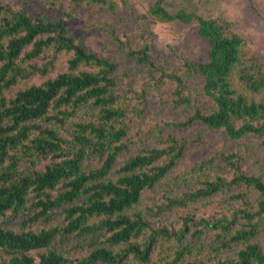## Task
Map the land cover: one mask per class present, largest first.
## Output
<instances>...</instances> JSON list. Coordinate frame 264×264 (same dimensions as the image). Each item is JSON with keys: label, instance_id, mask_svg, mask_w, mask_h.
<instances>
[{"label": "trees", "instance_id": "1", "mask_svg": "<svg viewBox=\"0 0 264 264\" xmlns=\"http://www.w3.org/2000/svg\"><path fill=\"white\" fill-rule=\"evenodd\" d=\"M69 1L85 9L98 5L110 12L119 6L134 7L129 0ZM168 2L154 0L148 14L159 22L193 23L197 35L208 43L205 60L186 62L184 66L186 74L201 79L202 91L214 101L215 108L205 113L195 110L189 120L208 128H222L233 139L248 134L260 136L264 151V61L243 51L245 40L232 31L226 19L204 17L184 9L170 11ZM46 47L55 52H72L68 70L20 89L9 98L0 96V215L29 209L17 229L0 225V251L5 254L0 264H127L130 259L138 264H155L151 255L157 240L171 235L180 238L183 230L151 227L136 205L142 192L152 188L172 168L183 152L184 142L171 137L166 146L131 155L116 168V158L126 145L121 141L124 129L115 124L123 115L114 91L115 62L86 51L67 32L62 20L32 18L21 9L0 4V89L32 73L47 72L45 66L23 62L37 58ZM147 49L143 45L131 53L139 64L151 68ZM80 65L96 70H82ZM166 76L182 84L181 76ZM180 96L189 102L188 95ZM87 104L97 108L96 120L75 122L69 147L57 129L37 123L43 117L63 122L70 110ZM88 154L103 156L100 165L85 168L83 160ZM47 156L52 157L50 163L36 168V162ZM161 158L163 162L158 163ZM229 162L234 169L229 182L221 176L205 179L201 188L169 198L165 206L205 198L229 183L250 185L264 196V180L259 175L244 174L236 161ZM112 172L114 178L110 176ZM58 185L61 189L52 195L50 191ZM56 209L64 213L66 223L48 228L29 226L49 218ZM240 212L244 222L239 227H231L225 219L197 221L203 227L222 230L218 248L239 246L233 255L209 262H183L189 245L186 243L168 255L170 259L165 264H264V249L252 241L259 232L264 199L257 201L255 210ZM193 221L192 216L185 217L184 230ZM56 236L61 241L89 236L93 248L83 256L69 258L52 246ZM140 236L144 239L138 241ZM104 242L117 246L111 248ZM31 251L37 252V259Z\"/></svg>", "mask_w": 264, "mask_h": 264}, {"label": "rangeland", "instance_id": "2", "mask_svg": "<svg viewBox=\"0 0 264 264\" xmlns=\"http://www.w3.org/2000/svg\"><path fill=\"white\" fill-rule=\"evenodd\" d=\"M129 1L133 8L119 6L114 12L98 5L85 9L71 4L69 0H0V4L21 9L32 18L62 20L67 32L86 51L115 62L117 86L114 91L117 103L123 107V115L115 124L124 129L121 141L126 145V149L116 158V168L131 155L152 147L166 146L171 137L184 142L183 152L172 168L152 188L142 192L136 205L146 215L151 227L183 230L180 238L173 235L159 238L151 260L155 264H165L166 259H170L168 255L186 243L189 245L182 256L183 262L197 259L209 262L233 255L239 246L218 248L222 230L203 227L197 221L200 218L210 221L225 219L231 223V227H239L244 222L240 210H255L257 201L264 199L255 188L243 183H229L205 198L187 200L183 205L170 208L165 205L169 198L184 196L201 188L205 179L221 176L229 182L234 173L229 161H236L240 172L259 175L264 180L261 137L248 134L233 139L222 128H208L198 121L189 120L195 110L205 113L215 108L214 101L202 91L201 79L194 74H186L184 66L186 62L194 64L205 60L207 41L197 35L193 23L154 20L148 14L154 0ZM167 7L170 11L184 9L204 17L226 19L232 31L245 40L243 51L255 54L264 61V0H169ZM143 45L148 46L147 52L153 63L151 68L139 64L131 53ZM71 55L70 51L55 52L51 47H46L37 58L23 60L25 64L32 62L38 67L45 66L47 72H35L18 79L9 87L1 88L0 96L9 98L20 89L38 85L59 72L67 71ZM79 69L96 70V67L80 65ZM167 73L181 76L182 84L178 85L175 79L166 76ZM180 95H188L189 102L182 101ZM52 113L53 110H50L49 114ZM96 115L97 108L87 104L70 110L63 122L43 117L37 123L57 129L69 147L74 123L95 121ZM32 135L34 132L30 137ZM226 156L230 157L229 161ZM51 160V156L40 158L36 168H43ZM102 160L103 156L88 154L83 165L85 168L96 167ZM163 160L161 158L158 163ZM110 176L114 178L115 173L112 172ZM59 189L61 185L50 193L55 195ZM30 203L31 200L28 207ZM28 214L29 209L19 213L8 211L0 215V225L17 229ZM189 215L194 221L188 222L187 230H184L183 223ZM64 223V213L56 209L49 218L40 219L29 226L33 229L48 228ZM258 228L259 232L252 241L258 242L264 249V213L261 214ZM56 238L52 246L69 258L83 256L93 248L89 236L85 239L82 236L74 237L68 241H61L59 236ZM142 239L144 236L137 238L138 241ZM104 243L111 248L117 246ZM31 254L37 259L36 251H31ZM4 256V252L0 251V258ZM127 264L138 263L130 259Z\"/></svg>", "mask_w": 264, "mask_h": 264}]
</instances>
